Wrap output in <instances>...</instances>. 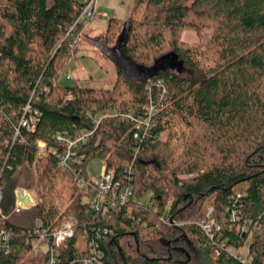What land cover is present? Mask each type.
Masks as SVG:
<instances>
[{
  "label": "trees",
  "instance_id": "16d2710c",
  "mask_svg": "<svg viewBox=\"0 0 264 264\" xmlns=\"http://www.w3.org/2000/svg\"><path fill=\"white\" fill-rule=\"evenodd\" d=\"M84 5L0 0L2 208L11 211L19 186L36 187L42 198L11 215L13 250L0 253V264H36L40 257L29 255L36 220L55 229L67 215L77 224L60 249L66 261L93 243L108 264H264V0H135L127 20L108 18L107 37L122 24L116 44L142 71L119 65L110 88L58 82L76 51L66 34ZM186 29L211 31L209 47L185 42ZM174 57L200 78L164 67ZM151 102L156 124L139 141L136 122L113 113L141 114ZM27 105L38 113L33 130L20 125ZM99 116L93 138L73 151L81 161L63 171L66 146L55 134L93 128ZM40 141L53 150L45 158ZM93 159L132 187L116 211H93L85 201L93 190L77 186ZM209 205L221 223L214 238L199 224ZM233 209L240 223H252L244 234L237 222H222ZM249 237L245 261L227 250Z\"/></svg>",
  "mask_w": 264,
  "mask_h": 264
},
{
  "label": "built area",
  "instance_id": "2783aa9c",
  "mask_svg": "<svg viewBox=\"0 0 264 264\" xmlns=\"http://www.w3.org/2000/svg\"><path fill=\"white\" fill-rule=\"evenodd\" d=\"M83 1L85 5L81 13L66 34L68 37L67 43L71 46L75 42L71 37L78 26L86 24L93 18L106 15L98 11V0ZM66 77L71 79L72 75L68 72ZM26 112L27 115L22 117L20 125L33 130L38 121V113L37 111H32L30 105H27ZM157 112L158 107L151 102L144 106L141 114L130 111H114L113 115L135 121L137 130L134 132V137L140 141L148 134L149 129L155 126L156 118L154 117ZM102 118L103 116H99L95 119L96 125L93 128L82 130L75 135H70L61 131L55 134L56 141L66 146L65 152L60 156V166L62 169L68 170L74 163L81 161V157L76 156L73 151L93 138ZM18 137H20L19 128L16 131L15 139ZM52 152L53 150L47 146L46 142H38V158H45ZM131 167L130 165L128 168L131 169ZM75 181L80 189L90 188L93 190L92 195L86 198V202L87 205L97 213L101 212L106 214L113 210H118L130 199L132 194L131 185H122L121 182L116 179L114 170L108 169L106 164H103L97 181H92L84 175H81V171L76 176ZM14 193L15 203L11 211L4 212L2 208L3 193L0 186V253L4 254H8L13 250L11 242L13 229L8 224L11 215H20L27 209L40 203L32 191L27 188L19 186L15 189ZM239 213L238 209H233L230 215L226 216L222 222H237V230L244 234L248 231L252 223L246 221L240 223ZM76 224L77 219L74 216L67 215L62 218L59 227L54 229L45 226L42 220L38 218L32 231L33 237H31L29 248L30 256L40 257V260L36 264H108L103 250L93 243L88 245V251L85 255L79 256L78 258L73 257L69 261L62 259L60 249L65 244L66 240L74 235ZM199 224L211 238H214L215 232L221 229V223L214 218L213 207L210 205L207 206L206 216L199 221ZM227 250L239 259L243 261L246 260L242 248L227 247Z\"/></svg>",
  "mask_w": 264,
  "mask_h": 264
},
{
  "label": "rangeland",
  "instance_id": "374dc122",
  "mask_svg": "<svg viewBox=\"0 0 264 264\" xmlns=\"http://www.w3.org/2000/svg\"><path fill=\"white\" fill-rule=\"evenodd\" d=\"M134 4L135 0L97 1V9L99 12H106V15L93 18L86 24L82 25L76 41L72 45V47L76 45L75 55L70 60L68 67L63 70L58 77V82L60 84L78 83L85 86H98L106 88L113 86L115 78L118 75L120 64L117 61L114 53L110 52V49H112L111 47L117 45L116 41L118 34L121 31L122 24L110 29L109 38L107 37L108 18L115 17L120 19L122 22L127 20L134 7ZM182 39L191 45H202V47L206 49L211 43L212 36L211 31L209 30L200 33L193 29H186L182 33ZM98 42L106 43L107 45H105V47H100V43L98 44ZM170 58H173V56ZM163 65L164 67L170 68L171 70L178 73L180 77H191L195 79L200 78V74L196 69L185 64L178 58L174 57L173 60L168 59L165 61V63L163 62ZM68 72L72 75L71 79L66 77ZM117 110L119 109H116V111ZM110 143L112 144L113 142L110 141ZM102 166L103 161L101 159H93L90 161L87 165L88 178L92 181H97L99 179ZM63 171L65 170L63 169ZM24 188L31 190L39 202H42V198L36 187ZM143 200L150 202V194L144 197ZM250 237L246 241V244L242 247L245 257H247Z\"/></svg>",
  "mask_w": 264,
  "mask_h": 264
},
{
  "label": "water",
  "instance_id": "95a60500",
  "mask_svg": "<svg viewBox=\"0 0 264 264\" xmlns=\"http://www.w3.org/2000/svg\"><path fill=\"white\" fill-rule=\"evenodd\" d=\"M127 27H128V23L126 24L125 27V31H127ZM100 42H98L99 44ZM105 45H107L106 43H100V47H105ZM112 49H110V52L114 53L115 57L117 58V61L119 62V64L121 65V67H123L125 70H127V72L131 73V74H140L141 73V69L140 66L130 62L126 56L123 54L122 52V48L121 46L115 45L114 47H111Z\"/></svg>",
  "mask_w": 264,
  "mask_h": 264
},
{
  "label": "crops",
  "instance_id": "0c3cea01",
  "mask_svg": "<svg viewBox=\"0 0 264 264\" xmlns=\"http://www.w3.org/2000/svg\"><path fill=\"white\" fill-rule=\"evenodd\" d=\"M99 11V10H98ZM101 12H103V13H105L106 14V12H104V11H101Z\"/></svg>",
  "mask_w": 264,
  "mask_h": 264
}]
</instances>
